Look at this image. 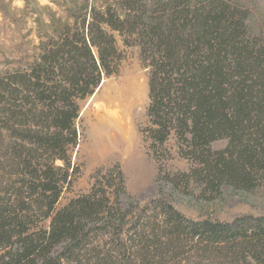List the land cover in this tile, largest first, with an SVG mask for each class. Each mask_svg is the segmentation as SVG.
<instances>
[{
    "label": "trees",
    "instance_id": "trees-1",
    "mask_svg": "<svg viewBox=\"0 0 264 264\" xmlns=\"http://www.w3.org/2000/svg\"><path fill=\"white\" fill-rule=\"evenodd\" d=\"M30 67L0 73V264H264V214L190 218L264 187V38L238 0L86 2ZM138 45L149 73L141 132L160 192L132 196L119 164L58 206L78 171L81 102ZM171 139L176 148L166 146ZM226 139L227 145L212 144Z\"/></svg>",
    "mask_w": 264,
    "mask_h": 264
},
{
    "label": "rangeland",
    "instance_id": "rangeland-1",
    "mask_svg": "<svg viewBox=\"0 0 264 264\" xmlns=\"http://www.w3.org/2000/svg\"><path fill=\"white\" fill-rule=\"evenodd\" d=\"M110 1L113 0H98V3L104 5ZM238 1L248 10L251 32L264 38V0ZM86 2L95 0H0V73L30 67L50 37H58L67 21L74 23L71 14L78 15ZM118 45L124 56L119 74L105 77L95 93L81 102L80 117L76 122L80 141L72 159L78 171L72 177L71 189L65 190L58 206L76 194L86 192L100 167L119 164L126 177L128 192L142 203L160 192L157 177L161 164L172 172L188 168L184 159L164 160L161 152L156 153L150 140L141 132L148 121L149 73L141 61L138 45L126 46L120 37ZM114 91L122 93L118 100L128 106L127 114L119 113L115 129V134L126 138L125 152L102 156L97 138L105 127L103 122H106L103 104L106 96ZM227 142L226 139L218 140L212 147L221 149ZM166 146L174 150L175 140L171 139ZM188 198L185 195L184 200L176 203V208L194 219L230 220L241 214H264V187L247 202L237 201L241 200L239 195H233L228 201L205 206L202 211L200 206L189 205Z\"/></svg>",
    "mask_w": 264,
    "mask_h": 264
},
{
    "label": "bare ground",
    "instance_id": "bare-ground-1",
    "mask_svg": "<svg viewBox=\"0 0 264 264\" xmlns=\"http://www.w3.org/2000/svg\"><path fill=\"white\" fill-rule=\"evenodd\" d=\"M111 92L106 96L105 103L103 104L106 119L104 120L106 122H103L105 123V127L100 132L99 139L97 138V141L100 143L99 148H101L100 152L102 156H110V154L115 152L120 154L125 152L123 147L125 146L126 138L124 135L118 136L115 134V129L119 113L122 112L127 114L126 110L128 106L121 100H118V97L122 95L121 92Z\"/></svg>",
    "mask_w": 264,
    "mask_h": 264
}]
</instances>
